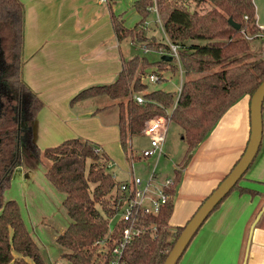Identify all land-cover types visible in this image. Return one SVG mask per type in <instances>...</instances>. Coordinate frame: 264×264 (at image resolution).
<instances>
[{
    "label": "trees",
    "instance_id": "obj_1",
    "mask_svg": "<svg viewBox=\"0 0 264 264\" xmlns=\"http://www.w3.org/2000/svg\"><path fill=\"white\" fill-rule=\"evenodd\" d=\"M192 2L196 3L195 8L192 4L183 6L179 0H156L167 41L146 47L154 52L161 49L159 61L149 62L139 56L124 60L113 83L83 89L71 100L75 103L106 96L116 102L119 141L127 158L132 153L131 139L142 136L145 123L164 117L181 130V140L186 145L182 164L223 114L240 98L251 99L264 81V57L254 59L251 41L244 37L249 34L252 41L264 40L257 37L260 30L253 0H205L210 2L209 9H199L198 0ZM152 6L153 0L133 3L140 19L132 28L124 26L122 14L112 15L118 39L141 41L138 29H142ZM229 19L240 29L230 26ZM23 22L24 10L19 0H0V32H6L4 38L0 35L1 52L6 57L4 71L0 70V134L4 139L0 144V264H45L25 226L19 205L13 200L1 201L15 169L25 161L41 162V158L50 162L45 178L64 195L62 206L69 219L65 231L56 238L63 252L62 259L66 264H108L109 255L97 254L94 244L107 236L110 220L115 215L117 182L110 172L111 164L101 150L80 138L44 150L33 142L32 125L43 104L21 78ZM189 41L204 44L187 46ZM170 45L176 47L177 58L172 56ZM164 56L171 57V61H164ZM151 67L156 71L150 74L157 75L159 80L161 71L181 72L185 79L180 93L146 92L142 79ZM194 76L197 77L191 78ZM135 96L142 97L143 104H138ZM180 174H175V186L167 206L158 216L144 220L146 227L156 230L149 228L126 246L123 264L164 263L185 227L171 230L168 226ZM238 183L231 192L238 188ZM239 191L250 193L242 188Z\"/></svg>",
    "mask_w": 264,
    "mask_h": 264
},
{
    "label": "crops",
    "instance_id": "obj_2",
    "mask_svg": "<svg viewBox=\"0 0 264 264\" xmlns=\"http://www.w3.org/2000/svg\"><path fill=\"white\" fill-rule=\"evenodd\" d=\"M135 1L19 0L24 10L21 78L43 104L32 125L33 142L44 150L69 139L87 141L109 159L110 172L118 183L128 180L130 174L125 172V166L119 165L121 157L127 161L129 158L119 141L116 102L106 96L75 103L71 100L83 89L113 83L122 62L133 58L130 47L134 48V44L129 38L118 39L112 15L122 14L124 26L132 28L140 19L132 7ZM263 12L256 10L258 27H264ZM179 74L182 76L181 72ZM249 109V97L240 98L181 166L169 229L185 226L242 156L250 134ZM130 148L133 154H138L131 142ZM117 174L124 177L118 178ZM18 177L24 178L25 185H34L37 174L33 168H18L14 179ZM44 182L48 185V193L61 194L47 180ZM240 188L250 193H241ZM251 192L255 194L253 197L249 195ZM61 196L64 198L63 194ZM263 204L264 101L262 139L255 159L239 181L238 188L199 228L177 264H243L249 228ZM62 212L67 221L55 222L56 229L49 226L53 222L52 216L44 213L43 218L30 223L31 228L23 218L45 264L59 261L63 253L56 238L65 231L69 219L64 208ZM38 229L51 237L58 248L57 259L50 256L48 247L37 237L35 230L38 234ZM39 244L45 246L44 249ZM246 264H264V213L253 230Z\"/></svg>",
    "mask_w": 264,
    "mask_h": 264
},
{
    "label": "rangeland",
    "instance_id": "obj_3",
    "mask_svg": "<svg viewBox=\"0 0 264 264\" xmlns=\"http://www.w3.org/2000/svg\"><path fill=\"white\" fill-rule=\"evenodd\" d=\"M254 6L256 7V10L258 12L264 11V0H253ZM199 9H209L210 8V2H200ZM192 7H196V3L192 4ZM158 12V11H157ZM150 15L145 20L142 29H138L140 32V39L141 41L135 42L132 39V43L134 44V48L130 47L131 55L139 56V57H145L149 62H157L161 59V55L158 53H161V49L158 48V52L150 51L146 46H150L151 44L157 46V44L165 43L167 41L166 35L163 32L160 24V20L157 21L155 18V14L152 12V9L150 8ZM264 14V12H263ZM0 35L4 38L6 35V32H0ZM128 39V43H129ZM204 42L202 41H189L187 42V46L190 45H203ZM250 45V51L253 54L254 59L258 58L260 56H263L264 53V40H255L251 41L249 43ZM5 49V48H4ZM5 51V50H4ZM148 52V54H145ZM0 57H2L0 55ZM4 57V58H3ZM1 58L6 60L5 55ZM153 71H156L155 68L151 67L148 70L145 71V77L142 79L143 84L146 86V92H153V91H165V92H171V93H179L180 86L185 79L180 74H173L169 70L161 71L159 72L161 74V80L157 82H149L148 75L152 73ZM197 76L191 77L196 78ZM181 130L180 128L175 125L172 122L168 123L167 126V133L165 142L163 144V156L160 157L156 171L161 179L165 177H172L174 175V167L178 166L181 168L182 165H184L185 162H187L188 158L181 164L182 159L184 157L185 151H186V145L181 140L180 136ZM133 149L138 152V154H134L137 158L135 160L134 168L135 172L140 177H146L148 175V172L152 169V167L155 164V157L150 158L148 160L142 159L140 157V151L143 149H146L149 147L148 139L143 138L142 136L139 138L135 137L132 138L131 141ZM119 154V152H118ZM122 162L121 166H125V169L129 171L130 174V163L126 160V158L123 156L121 157ZM50 166V162L46 159L41 158V162L34 163L32 160L23 162V165L20 167H17L14 171V174L18 168H21L23 170H26L28 168H33L34 171L37 174V178L34 182V185L30 184H24L25 180L23 177H18L14 179L13 177L10 180V186L9 188L3 193L1 197L2 202H6L8 200L15 201L21 210V213L23 215L24 220L28 222V227L31 228V222L33 223L38 221L41 217L43 218V213L52 216L50 218L53 219V222L50 223V228L52 226L56 229L55 222L57 224L65 223L67 221L66 215L62 212V196L61 194L57 193H48V185L45 184L44 180L46 181V178H44V171ZM117 177L122 178L124 176H119L117 174ZM19 180V181H15ZM18 184V182H20ZM45 184V185H44ZM31 193V194H29ZM29 219L31 221H29ZM118 220V217L111 220V223L114 221L116 222ZM39 226V225H38ZM113 226V225H112ZM35 226H33L34 228ZM32 228V229H33ZM42 229L41 227H39ZM40 229H38V234L35 230V233L37 237L40 239V241L43 243V245L48 247V251L50 253V256H52L54 259H57L56 256L59 255L58 248L52 243L51 237L45 235ZM51 235L52 233L49 232ZM37 238V239H38ZM38 239V240H39ZM40 242V243H41ZM41 243V244H42ZM40 245V244H39ZM44 246V247H45ZM42 249H44L43 246L40 245ZM62 256V255H61ZM60 256V260H53V264H66L67 262L62 259Z\"/></svg>",
    "mask_w": 264,
    "mask_h": 264
},
{
    "label": "built area",
    "instance_id": "obj_4",
    "mask_svg": "<svg viewBox=\"0 0 264 264\" xmlns=\"http://www.w3.org/2000/svg\"><path fill=\"white\" fill-rule=\"evenodd\" d=\"M110 1L112 0H103V2L107 3ZM192 1L179 0V3L187 6L193 4ZM151 9L155 14L156 20L159 21L156 0H153ZM258 28L260 33L257 37L264 39V27ZM244 37L248 41L253 40V37L249 34H245ZM170 49L172 56L177 58L176 47L170 45ZM148 80L149 82H157L159 78L155 74H150ZM134 99L138 104H143L144 102L140 96H135ZM168 123L169 120L164 117H155L145 123L143 136L148 139L149 147L140 151L139 156L145 160L155 157L156 160L148 175L140 177L136 174L134 164L137 157L131 153L128 159L131 168L130 178L123 182H117L114 193L116 196L115 215L112 219L118 217V220L111 223V219L107 236L94 244L97 254L109 255L108 264H123L122 257L126 246L136 237L147 232L149 228L153 232L156 230L155 227H146L144 220L148 217L158 216L171 199L170 191L175 186V174L176 172L181 173V168L175 166L174 175L163 179L159 177L156 171L158 161L164 155L163 144Z\"/></svg>",
    "mask_w": 264,
    "mask_h": 264
},
{
    "label": "water",
    "instance_id": "obj_5",
    "mask_svg": "<svg viewBox=\"0 0 264 264\" xmlns=\"http://www.w3.org/2000/svg\"><path fill=\"white\" fill-rule=\"evenodd\" d=\"M204 2L205 0H198ZM230 26L239 30L240 26L231 19L228 20ZM164 61H171V57H162ZM264 101V81L259 85L250 99V134L246 148L234 166L232 171L221 181L215 190L204 200L192 218L185 225L183 231L176 240L174 246L168 253L163 264H177L189 243L203 225L208 216L214 211L216 206L231 192L234 186L246 173L247 169L255 159L262 139V104ZM264 213V204L258 212L255 220L251 224L248 232V241L243 264H246L247 252L251 241L253 230Z\"/></svg>",
    "mask_w": 264,
    "mask_h": 264
},
{
    "label": "flooded vegetation",
    "instance_id": "obj_6",
    "mask_svg": "<svg viewBox=\"0 0 264 264\" xmlns=\"http://www.w3.org/2000/svg\"><path fill=\"white\" fill-rule=\"evenodd\" d=\"M0 55L3 57L4 56V54L1 52V47H0ZM2 57H0V70H2V71H4L3 70V66H4V63H5V60L4 59H2V62H1V58ZM4 58V57H3ZM3 95L5 96L6 94L5 93H3ZM4 141V139H3V137L1 136V134H0V144L2 143Z\"/></svg>",
    "mask_w": 264,
    "mask_h": 264
}]
</instances>
